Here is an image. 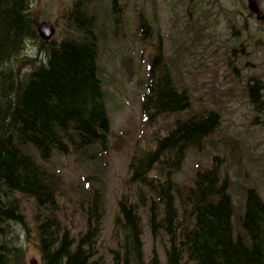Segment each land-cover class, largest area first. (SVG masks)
Wrapping results in <instances>:
<instances>
[{"label":"trees","instance_id":"obj_1","mask_svg":"<svg viewBox=\"0 0 264 264\" xmlns=\"http://www.w3.org/2000/svg\"><path fill=\"white\" fill-rule=\"evenodd\" d=\"M31 5L32 0H0V264H20L8 255L11 240L2 238L11 221L23 222L24 198L36 209L40 264H105L97 247L101 191L81 197L86 228L73 236L61 216L59 177L41 162L54 151L83 157L96 153V143L105 145L109 123L96 68L95 16L80 9L72 24L77 36L45 41L36 31ZM27 42L36 47L31 56L23 53ZM245 88L252 109L264 110L262 78H247ZM188 104V91L176 87L159 49L147 70L142 120L150 123ZM219 123L215 109L177 118L155 138L154 148L132 156L128 185L137 187L131 200L127 193L118 200L111 264H159L155 251L149 261L143 259L138 211L152 193L150 232L154 241L165 237L168 242L164 264H264V199L256 187L245 193L244 233L234 234L228 178H220L223 158L213 156L208 166L196 169L191 183L171 177L187 149L200 145ZM152 168L165 171V179L149 177Z\"/></svg>","mask_w":264,"mask_h":264},{"label":"rangeland","instance_id":"obj_2","mask_svg":"<svg viewBox=\"0 0 264 264\" xmlns=\"http://www.w3.org/2000/svg\"><path fill=\"white\" fill-rule=\"evenodd\" d=\"M77 1L95 15L96 68L109 129L105 145L95 144L96 153L82 157L54 151L41 160L59 177L58 203L71 234L76 236L86 228L80 202L83 189H100L105 213L97 247L105 264L111 263L117 199L127 189L136 188L128 186L132 156L152 149L155 138L165 134L175 119L208 109L220 113L218 128L200 145L187 149L171 177L191 183L196 169L208 166L213 156L223 158L220 178L224 174L228 178L233 233H244L240 217L246 190L256 187L264 199V110L252 109L245 88L250 77L260 76L264 82V20L249 12L246 0H119L127 3L113 13L121 15L115 26L110 0H32V12L37 21L52 22V38L77 36L70 14ZM260 2L264 13V0ZM158 49L171 68L176 87L188 91L189 104L148 123L142 120L141 97L148 67ZM35 52V44L27 42L23 53L31 56ZM150 175L165 179L164 171L152 170ZM21 208L23 222L6 225L2 239L11 240L8 255L15 261L40 264L32 200L22 199ZM140 213L143 259L148 261L153 241L147 207H141ZM164 241H155L159 264L165 261Z\"/></svg>","mask_w":264,"mask_h":264},{"label":"water","instance_id":"obj_3","mask_svg":"<svg viewBox=\"0 0 264 264\" xmlns=\"http://www.w3.org/2000/svg\"><path fill=\"white\" fill-rule=\"evenodd\" d=\"M247 1H248V7L251 10H253L257 13H260L261 8H260L258 0H247ZM36 26H37V31H38L39 35L43 39L48 40L51 37V34L54 30V27L49 20H41V21L37 22Z\"/></svg>","mask_w":264,"mask_h":264},{"label":"flooded vegetation","instance_id":"obj_4","mask_svg":"<svg viewBox=\"0 0 264 264\" xmlns=\"http://www.w3.org/2000/svg\"><path fill=\"white\" fill-rule=\"evenodd\" d=\"M126 3H127L126 1L125 2L123 1L121 4V2H119V0H110L111 12L114 13V12L120 11L121 10L120 8L124 5H126ZM120 17H121V15L117 14L116 20H118Z\"/></svg>","mask_w":264,"mask_h":264}]
</instances>
